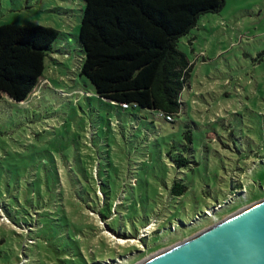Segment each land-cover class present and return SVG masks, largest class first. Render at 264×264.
Masks as SVG:
<instances>
[{"label": "rangeland", "instance_id": "374dc122", "mask_svg": "<svg viewBox=\"0 0 264 264\" xmlns=\"http://www.w3.org/2000/svg\"><path fill=\"white\" fill-rule=\"evenodd\" d=\"M84 6L0 0V24L59 31L40 92L0 100V264H142L264 200V0H225L181 38L173 122L80 74Z\"/></svg>", "mask_w": 264, "mask_h": 264}, {"label": "trees", "instance_id": "16d2710c", "mask_svg": "<svg viewBox=\"0 0 264 264\" xmlns=\"http://www.w3.org/2000/svg\"><path fill=\"white\" fill-rule=\"evenodd\" d=\"M84 2L80 74L99 97L123 109L158 111L160 117L173 122L182 112V93L193 67L179 42L203 14L220 11L225 0ZM58 37L59 31L52 27L0 24V100L6 95L24 102L40 92L46 58ZM185 140L188 150L193 143L190 129ZM188 163L183 155L176 160L178 168ZM187 190L178 178L171 194L181 197Z\"/></svg>", "mask_w": 264, "mask_h": 264}, {"label": "water", "instance_id": "95a60500", "mask_svg": "<svg viewBox=\"0 0 264 264\" xmlns=\"http://www.w3.org/2000/svg\"><path fill=\"white\" fill-rule=\"evenodd\" d=\"M142 264H264V200Z\"/></svg>", "mask_w": 264, "mask_h": 264}, {"label": "built area", "instance_id": "2783aa9c", "mask_svg": "<svg viewBox=\"0 0 264 264\" xmlns=\"http://www.w3.org/2000/svg\"><path fill=\"white\" fill-rule=\"evenodd\" d=\"M125 107H127V104L124 105ZM168 119H172L170 116H168Z\"/></svg>", "mask_w": 264, "mask_h": 264}]
</instances>
